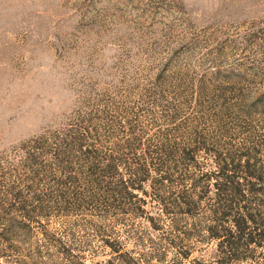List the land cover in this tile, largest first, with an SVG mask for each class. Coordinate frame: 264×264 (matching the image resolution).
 I'll list each match as a JSON object with an SVG mask.
<instances>
[{"label": "rangeland", "instance_id": "1", "mask_svg": "<svg viewBox=\"0 0 264 264\" xmlns=\"http://www.w3.org/2000/svg\"><path fill=\"white\" fill-rule=\"evenodd\" d=\"M48 62L67 96L45 107L43 91L13 92L48 76ZM196 137L264 172V0H0V264H121L104 242L133 264L206 258L195 238L181 241L189 223L154 198L164 181L142 188L151 223L85 203L77 152L145 163L155 181L164 149ZM57 150L78 157L65 186L80 201L58 198L68 170ZM196 159L211 170V157Z\"/></svg>", "mask_w": 264, "mask_h": 264}, {"label": "trees", "instance_id": "2", "mask_svg": "<svg viewBox=\"0 0 264 264\" xmlns=\"http://www.w3.org/2000/svg\"><path fill=\"white\" fill-rule=\"evenodd\" d=\"M72 146L66 143L64 147L71 150ZM57 152L60 165L66 164L64 168L61 166V173L68 170L62 184L56 183L64 187V190L59 188L58 198L64 200L72 195L74 201H80L81 196L65 186L75 181L76 177L70 175V165L78 157H71L69 153L65 157L61 150ZM77 152L84 160L85 184L92 190L85 203L101 204L103 213L108 212V208L144 217L151 223L150 218L144 216L146 192L142 188L149 182L148 187L153 190V184L164 181V199L158 195L154 198L160 204L164 201V214L189 223L190 228L182 232L181 241L195 238L201 249L210 250L209 254L205 252L206 258L201 256L191 264H264V255L259 262L254 260L256 254L264 252V172L246 152L232 153L220 150L216 143H209L205 138H190L181 149H164V164L160 161L158 170L154 169L163 175L155 181L145 163L134 162L131 166L117 158H99L81 144ZM199 153L211 157V170L202 171L196 159ZM173 183L175 189L168 190ZM100 190L104 191V198L97 195ZM18 208L27 218L23 207ZM44 209L39 206L37 214L44 216ZM199 217L202 220L196 224ZM104 243L121 264H133L126 253H119L115 244ZM190 253L185 249L180 254L187 259Z\"/></svg>", "mask_w": 264, "mask_h": 264}, {"label": "clouds", "instance_id": "3", "mask_svg": "<svg viewBox=\"0 0 264 264\" xmlns=\"http://www.w3.org/2000/svg\"><path fill=\"white\" fill-rule=\"evenodd\" d=\"M114 52H108L106 55H114ZM38 71L43 73H50L46 77L38 78L36 81H30L28 84H24L23 86L20 85V82L17 81L16 84L12 85L11 88L13 92L20 90L21 87L24 90H35L36 92L43 91V94L47 97L42 103L45 107H48V100H52L53 103H56L60 98L61 95L67 96V90L62 87V78L59 75L52 73L51 70V62H48V66H42ZM43 80V83H41ZM31 85V87H29ZM27 107V105H25Z\"/></svg>", "mask_w": 264, "mask_h": 264}]
</instances>
